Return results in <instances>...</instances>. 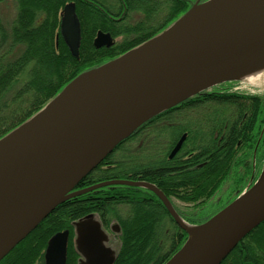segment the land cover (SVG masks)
<instances>
[{
  "label": "water",
  "instance_id": "1",
  "mask_svg": "<svg viewBox=\"0 0 264 264\" xmlns=\"http://www.w3.org/2000/svg\"><path fill=\"white\" fill-rule=\"evenodd\" d=\"M198 0L157 36L73 79L54 99L0 139V209L30 201L0 228V261L60 204L99 188L127 185L155 193L188 237L164 264H222L264 222V167L256 183L201 225L195 242L188 223L155 185L111 180L77 190L140 126L220 84L235 70L264 59V0ZM60 34L79 59L82 29L75 2L61 14ZM98 32L97 49L114 45ZM224 78V79H223ZM184 135L171 158L182 148ZM80 264H114L108 235L90 214L74 223ZM190 225V224H189ZM69 230L48 241L46 264H66ZM82 254V255H83Z\"/></svg>",
  "mask_w": 264,
  "mask_h": 264
},
{
  "label": "trees",
  "instance_id": "2",
  "mask_svg": "<svg viewBox=\"0 0 264 264\" xmlns=\"http://www.w3.org/2000/svg\"><path fill=\"white\" fill-rule=\"evenodd\" d=\"M14 1L17 13L13 22L6 26L0 19V139L41 110L77 76L163 32L196 0H190L192 4L174 0L177 4L169 6L164 23L155 29L150 22L114 25L109 7L122 6H112L105 0ZM71 1L76 4L82 28L79 59L71 55L60 34V14ZM122 1L128 11L140 8L149 15L154 13L146 8L161 2ZM98 31L114 37L122 35L124 40L97 49L93 41ZM222 86L149 120L161 121L169 116L171 124L165 125L161 139L164 148L187 133L173 160H168L166 154L128 156L121 150L128 142L123 141L80 182L77 190L111 180L145 181L156 185L167 198L196 204L197 214L218 206L215 212L205 213V220L181 215L189 223L208 221L258 179L264 164V95L233 92ZM144 124L135 131L137 134ZM90 214H98L107 228L113 222L119 224L120 248L115 264H164L188 237L152 191L107 186L57 206L0 264H44L48 241L68 229L71 239L67 264H78L81 253L72 240L74 223ZM222 264H264V222L244 237Z\"/></svg>",
  "mask_w": 264,
  "mask_h": 264
},
{
  "label": "flooded vegetation",
  "instance_id": "3",
  "mask_svg": "<svg viewBox=\"0 0 264 264\" xmlns=\"http://www.w3.org/2000/svg\"><path fill=\"white\" fill-rule=\"evenodd\" d=\"M119 5L122 7H118L115 11L108 13L110 15V17L112 18V22L114 23V25L119 26V25H123L125 22L130 23L131 25H137V24H148L149 21H147V19H144V21H137L132 23V19H134L133 15H138V14H142L145 13V15L147 16H151L153 17L154 15H149V12L146 13L145 11L143 12L142 9L137 8L136 10H131L128 11V7L126 6V2H123L122 0H117ZM160 6L161 7H169V6H174L177 3L174 0H160ZM198 0H196L193 4L192 2H190V0H188V2H190L189 4H192L191 7L197 2ZM207 0H201L200 3H203ZM180 4V2H179ZM158 6V5H157ZM157 6H152L153 9H155V7ZM161 7H158L157 10L158 11H163ZM152 9V11H153ZM107 11V10H106ZM128 13V14H127ZM81 24V22H80ZM82 29V28H81ZM100 32V31H98ZM97 32V33H98ZM103 32V31H101ZM103 33H108L111 35V37L114 40V45L117 44V39L121 38V40L123 41V37L124 36H118V37H114L111 33L109 32H103ZM97 36V34H96ZM96 38V37H95ZM120 41V42H122ZM93 45H94V41H93ZM113 45V46H114ZM104 48V47H103ZM106 48V47H105ZM169 116H165L164 118H162L161 121H149L148 123L144 124V127L142 128V130L137 134V132H133L126 140L124 141H128L127 144H125V148L121 149L122 152L128 156H132V155H155V154H166L167 155V159L168 160H173L176 155H178L181 151V149L171 158L170 156L172 155V152L174 151L176 145L178 144V142L180 141V139L186 135L187 138V133H184L182 136H180V138L178 139V141H176L175 143L173 142L171 145H169L168 148H164L163 146L165 145L163 143L162 140H164V131H165V125H170L171 123L169 122L170 119H168ZM168 119V121H166ZM264 130V129H263ZM159 131H163V132H159ZM185 138V140H186ZM261 138V137H260ZM163 144V145H162ZM184 144V143H183ZM156 145V146H155ZM116 149V148H115ZM118 155V154H116ZM188 159V158H187ZM259 178V177H258ZM145 182V181H142ZM149 183V182H147ZM255 183V181H254ZM253 183V184H254ZM152 185H154L153 183H150ZM252 184V183H251ZM250 183L248 186H252ZM156 186V185H155ZM247 186V187H248ZM157 187V186H156ZM247 187L244 189L246 190ZM158 188V187H157ZM159 189V188H158ZM160 190V189H159ZM162 191V190H161ZM163 192V191H162ZM165 195V194H164ZM238 197V196H237ZM236 197V198H237ZM235 198V199H236ZM171 202L172 199L168 198ZM234 199V200H235ZM173 204V203H172ZM175 208V207H174ZM175 210L177 211V213L181 216L183 213L178 210L177 208H175ZM96 217V221H99L101 223V228L103 229L104 232H106V234L108 235V241L105 242V246L110 247L112 250L113 247L109 245V243L111 242V238L112 236L110 235L109 232H113L115 234L120 235V226L117 222H113L111 227L107 228L102 221L100 220V217L98 214H93ZM182 217V216H181ZM76 223V222H75ZM69 230V229H68ZM70 239H71V231L69 230V242H68V247H69V243H70ZM76 239H77V233H76V229H75V225H74V236L72 238L74 245L76 244ZM113 240V239H112ZM17 247V246H16ZM68 247H67V257H68ZM47 248V247H46ZM76 248V247H75ZM15 249V248H14ZM13 251V250H12ZM11 251V252H12ZM80 251V250H79ZM115 251V250H114ZM10 252V253H11ZM46 252V249H45ZM45 252H44V264L45 263ZM116 252V251H115ZM9 253V254H10ZM117 253V252H116ZM7 254V255H9ZM81 252V256L79 258L78 264H80L81 260H85V255ZM6 255V256H7ZM5 256V257H6ZM116 262V260H115ZM114 262V264H115ZM66 264H67V258H66Z\"/></svg>",
  "mask_w": 264,
  "mask_h": 264
},
{
  "label": "rangeland",
  "instance_id": "4",
  "mask_svg": "<svg viewBox=\"0 0 264 264\" xmlns=\"http://www.w3.org/2000/svg\"><path fill=\"white\" fill-rule=\"evenodd\" d=\"M108 4L111 3V5L113 6V3L117 6L118 5V1L117 0H105ZM110 1V2H109ZM153 1V0H151ZM153 4L151 3V6ZM158 7H161L160 4L155 7V10L152 11L153 7H149V8H146L147 11H150V12H153L154 13V16L151 17V16H147L145 15V13H142V14H138V15H133L134 19H132V23L134 22H137V21H144V19H147V21L150 22V26H152L154 29L157 28L158 26L162 25L165 21V19L167 18L168 16V13H169V7H161L163 9V11H158L157 8ZM111 10L115 11L118 7H109ZM144 12V11H143ZM16 13H17V5L15 3L14 0H6L2 3H0V19L3 21V23L8 26L10 25L13 20L15 19V16H16ZM147 31H150V30H147ZM121 38H118L117 39V44L120 43ZM220 85H223L222 87L223 88H226L230 91H233V92H240V93H247V94H262L264 95V85L263 84H257V85H253V84H250L249 82H247L246 80H237V81H231V82H226V83H223V84H220ZM218 85V86H220ZM218 86H215V87H212L210 89H208L207 91H214L216 90V88H218ZM263 167H264V164H263ZM263 167L261 169V173L259 176H261L262 174V171H263ZM122 172V171H121ZM172 203H173V206L175 208H177L178 210H180L182 213L186 214V215H193V218H195L196 220L197 219H201V220H205V217L207 214L205 213H208V212H215L217 209H218V206H215V207H209V208H206L205 212L203 213H200V214H197V208L195 207L196 204H189V203H184V202H181L179 200H176L175 198L172 199ZM223 205V204H221ZM196 214V215H194ZM94 219H96V217L94 216ZM196 224L194 223H189L190 225H200L202 224L201 222L202 221H194ZM110 235L112 236L111 238V242L109 243L110 246L113 247V249L117 252L120 248V239H119V235L118 234H115V233H111L109 232ZM74 236V234H73ZM113 239V240H112Z\"/></svg>",
  "mask_w": 264,
  "mask_h": 264
},
{
  "label": "bare ground",
  "instance_id": "5",
  "mask_svg": "<svg viewBox=\"0 0 264 264\" xmlns=\"http://www.w3.org/2000/svg\"><path fill=\"white\" fill-rule=\"evenodd\" d=\"M231 77H236L242 80H246L247 82L253 85H257V84L264 85V59L257 60L254 63L245 66V68L243 69L240 68L238 70H235L232 73L226 75L224 78H231ZM262 179H264V173L262 175ZM30 201L25 202V200L20 201L18 199L15 200L14 202L9 203L4 208L0 209V228L6 225L10 219L15 217L16 214L22 212V210L27 206V204ZM186 226L192 234V237L190 239L191 243L195 242L198 235L202 231L201 227L195 228L193 225H189V224L188 225L186 224Z\"/></svg>",
  "mask_w": 264,
  "mask_h": 264
}]
</instances>
